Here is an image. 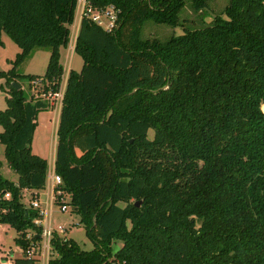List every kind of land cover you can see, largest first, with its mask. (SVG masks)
I'll return each instance as SVG.
<instances>
[{
  "label": "trees",
  "instance_id": "1",
  "mask_svg": "<svg viewBox=\"0 0 264 264\" xmlns=\"http://www.w3.org/2000/svg\"><path fill=\"white\" fill-rule=\"evenodd\" d=\"M207 1L190 0L195 10ZM87 2L113 3L119 19L110 31L80 20L82 64L66 76L54 169L55 202L70 193L94 244L81 248L54 229L47 264H264V0H228L209 24L165 40L142 37L143 24L177 25L186 0ZM75 8L76 0H0V35L19 46L0 76L14 79L16 65L45 47L44 73L27 76L42 77L44 92L58 89ZM18 85L0 109V142L17 173L14 181L0 172V222L23 247L13 263L39 264L26 250L39 242L41 215L22 194L36 197L45 184L47 160L30 143L48 100L27 99Z\"/></svg>",
  "mask_w": 264,
  "mask_h": 264
},
{
  "label": "rangeland",
  "instance_id": "2",
  "mask_svg": "<svg viewBox=\"0 0 264 264\" xmlns=\"http://www.w3.org/2000/svg\"><path fill=\"white\" fill-rule=\"evenodd\" d=\"M227 3L228 0H208L203 8L195 10L190 0H186L185 5L179 12L180 22L177 25L157 23L149 19L143 24L140 35L142 37H158L161 40H165L172 34L182 33L185 29L202 27L209 24L216 14L223 13L224 7ZM71 24L70 35L72 31ZM0 36L3 41L0 45V69L7 71L12 67L11 60L14 59L16 52L19 51V46L4 31H1ZM71 37L72 35L70 38ZM72 43L69 47L66 45L65 47L63 46L60 48V61H62L64 67L62 79L66 77V71H68V69L74 68L78 70L82 64V57L71 48ZM48 56V48H34L16 65L15 71L19 73V75L8 81L7 76H0V109L6 106L5 97L7 93H9L8 90L13 81L20 84L27 99H29L33 93L35 94V89L39 91L40 87H34L27 74L39 75L44 73ZM49 101L50 100H48L47 107L39 110L37 113V123L30 143L31 151L45 157L48 166L50 165V162L52 163L54 141L56 140L55 123L58 120V111L55 109V106L49 103ZM148 135L152 136V130L149 131ZM0 172L8 179H14L17 177V173L7 162L4 155V144L2 142H0ZM48 185L49 180L46 177L44 187L39 189L41 195L40 204L42 206L45 205ZM61 194V202L62 200H65L69 206L65 210H62L59 207L60 203L57 201L52 203L51 209L46 213V218L49 220L50 224H52V228L57 230V233L61 236L66 235L67 237L70 236L74 238L81 248L88 249L93 247V241L85 233L83 224L79 222V214L72 210L70 193L62 192ZM30 196V189H25L22 194V200L25 205L29 204ZM30 229L31 228H27V232L30 231ZM17 234L18 232L13 225L0 222V264L3 259L10 261L24 253L22 245L15 240ZM27 237L29 238L30 236L27 235ZM120 244L121 240L116 239L111 245L113 249H116ZM29 245L28 248L30 247ZM54 253L55 250H53L52 255ZM40 257L41 261L38 260L39 264H45V257Z\"/></svg>",
  "mask_w": 264,
  "mask_h": 264
},
{
  "label": "built area",
  "instance_id": "3",
  "mask_svg": "<svg viewBox=\"0 0 264 264\" xmlns=\"http://www.w3.org/2000/svg\"><path fill=\"white\" fill-rule=\"evenodd\" d=\"M76 23L77 19L80 23V20L83 16H87L93 21H95L98 25L102 26L105 30H112L114 27L118 24L119 19V12L120 8L116 7L113 3L106 4L103 7H95L92 6L87 2V0H76ZM76 23L74 22V25L72 26V33L74 34V30L76 27ZM78 26V24H77ZM72 37L70 38V41H72ZM72 43V42H71ZM73 47V43H72ZM65 81L66 77L63 78L60 82V86L56 90H48L46 92L42 91V77H36L31 80L34 87L39 88V91L35 89V95H41L42 97L46 98L47 100H50L49 103H51L53 106H55V109L57 111L60 110L61 102L63 98L64 88H65ZM32 86V89H33ZM47 178L49 180L48 190H47V197L45 201V205L42 206L40 204V196L38 192H36L37 196L32 197L29 200V206L38 210L39 214L41 215L40 218L35 219V223L41 225V231L39 233L40 239L37 245L30 246L27 248L26 252L29 255H37L39 257V260L41 261L40 256L48 257L52 253V248L50 244L52 231L54 230L49 222V220L46 218V213L51 209L52 203H55V196L60 192L59 189H55L56 185H58L61 182V176L55 172L54 167L48 168L46 172ZM5 196H9V192H5ZM60 203V209L65 210L68 208L69 204L62 200ZM27 235L30 236V233L28 232ZM51 253V254H50ZM1 264H14L13 260L7 261L5 259L1 260Z\"/></svg>",
  "mask_w": 264,
  "mask_h": 264
},
{
  "label": "crops",
  "instance_id": "4",
  "mask_svg": "<svg viewBox=\"0 0 264 264\" xmlns=\"http://www.w3.org/2000/svg\"><path fill=\"white\" fill-rule=\"evenodd\" d=\"M74 18H73V22H72V24H71V26H73L74 25V22L76 23V17H77V15H76V9H75V13H74ZM77 24H78V26H79V22H78V19H77V23H76V27H75V30H74V34L72 35V41H73V47H71V48H73V51H74V42H75V38H76V34H77V30H78V26H77ZM71 29H72V27H71ZM71 33H72V31H71ZM71 36V35H70ZM70 36H69V39H70ZM70 41V40H69ZM72 41H70V42H68L67 43V45H68V47H69V45H71V42ZM69 70V69H68ZM67 73H68V71H66V76H67ZM8 94V93H7ZM58 115H59V111H58ZM57 122H58V120H57ZM57 122L55 123V136H56V128H57ZM56 139V138H55ZM55 146H56V140L54 141V152H53V158H52V163L50 162V165L48 166V163H47V169H46V172H47V170H48V168H50V167H54V161H55ZM34 153H36V152H34ZM46 177H47V175H46ZM12 180H14V181H16L17 180V177L16 178H14V179H12ZM45 183H46V180H45ZM45 185V184H44ZM26 190H27V188H25ZM24 189V190H25ZM36 192H38V194H39V196H41L40 195V191H39V189L38 190H35ZM30 193H31V190H30ZM51 226H52V224H51ZM64 228V227H63ZM57 231V230H56ZM61 234V233H60ZM66 236V235H65ZM53 252V251H52ZM51 252V253H52ZM50 256V255H49ZM48 256V257H49ZM48 257H45V264H47V260H48Z\"/></svg>",
  "mask_w": 264,
  "mask_h": 264
},
{
  "label": "water",
  "instance_id": "5",
  "mask_svg": "<svg viewBox=\"0 0 264 264\" xmlns=\"http://www.w3.org/2000/svg\"><path fill=\"white\" fill-rule=\"evenodd\" d=\"M13 84H14V86H15L16 88H18V87H19L18 83H16L15 81H13ZM136 204L138 205V204H139V202H137ZM11 254H12V252H11Z\"/></svg>",
  "mask_w": 264,
  "mask_h": 264
}]
</instances>
